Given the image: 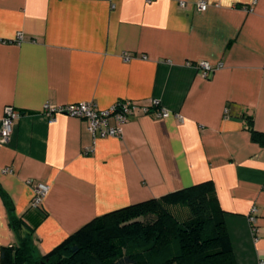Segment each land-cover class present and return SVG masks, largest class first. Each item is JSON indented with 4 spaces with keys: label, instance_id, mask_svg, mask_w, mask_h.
<instances>
[{
    "label": "crops",
    "instance_id": "0c3cea01",
    "mask_svg": "<svg viewBox=\"0 0 264 264\" xmlns=\"http://www.w3.org/2000/svg\"><path fill=\"white\" fill-rule=\"evenodd\" d=\"M183 1L0 0V129L7 107L21 113L0 145V256L20 243L13 217L43 256L99 217L212 181L235 263L264 264V0ZM203 62L222 67L205 79ZM123 101L170 116L94 139L42 113ZM28 181L51 188L39 210Z\"/></svg>",
    "mask_w": 264,
    "mask_h": 264
},
{
    "label": "trees",
    "instance_id": "16d2710c",
    "mask_svg": "<svg viewBox=\"0 0 264 264\" xmlns=\"http://www.w3.org/2000/svg\"><path fill=\"white\" fill-rule=\"evenodd\" d=\"M252 138L264 145V136L252 131ZM223 216L207 181L99 217L43 256L31 243L33 229L24 232L13 217L20 243L2 248L0 264H236Z\"/></svg>",
    "mask_w": 264,
    "mask_h": 264
},
{
    "label": "built area",
    "instance_id": "2783aa9c",
    "mask_svg": "<svg viewBox=\"0 0 264 264\" xmlns=\"http://www.w3.org/2000/svg\"><path fill=\"white\" fill-rule=\"evenodd\" d=\"M181 8L186 7L187 3L183 0H174ZM196 8L200 12L208 10V3L204 0L195 3ZM22 35H18L17 42L22 41ZM222 67V64L212 65L207 62L200 63L197 68L203 78L207 79L214 74L216 70ZM159 107L158 101H152L149 105H140L130 101H123L115 104L108 110L100 111L94 103H78L61 107L52 106L46 103L42 108V113L49 117L50 121H55L59 115H67L72 118L84 120L88 123V130L94 139L97 138H120L123 134V126L129 122L131 117L137 113L144 115H152L155 118L162 119L170 116L168 111L161 110L151 114L152 109ZM21 113L13 107H7L4 117L1 121L0 129V145L5 146L11 140L16 122L20 118ZM180 122L183 118L176 115ZM10 172V170L7 169ZM27 184L34 189V198L31 208L38 209L42 206L43 200L50 192V186L46 184H35L28 181ZM256 213V210H253ZM251 224L255 225L254 216L250 218Z\"/></svg>",
    "mask_w": 264,
    "mask_h": 264
},
{
    "label": "rangeland",
    "instance_id": "374dc122",
    "mask_svg": "<svg viewBox=\"0 0 264 264\" xmlns=\"http://www.w3.org/2000/svg\"><path fill=\"white\" fill-rule=\"evenodd\" d=\"M172 213L178 216L180 220L184 219V216L180 213V210H177L176 208L172 209Z\"/></svg>",
    "mask_w": 264,
    "mask_h": 264
}]
</instances>
